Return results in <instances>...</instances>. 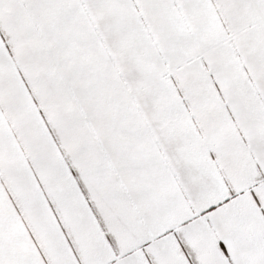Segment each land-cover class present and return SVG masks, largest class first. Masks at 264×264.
Returning a JSON list of instances; mask_svg holds the SVG:
<instances>
[{
    "label": "snow or ice",
    "instance_id": "1",
    "mask_svg": "<svg viewBox=\"0 0 264 264\" xmlns=\"http://www.w3.org/2000/svg\"><path fill=\"white\" fill-rule=\"evenodd\" d=\"M0 264H264V0H0Z\"/></svg>",
    "mask_w": 264,
    "mask_h": 264
}]
</instances>
